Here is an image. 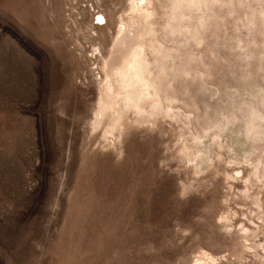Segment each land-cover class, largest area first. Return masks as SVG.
<instances>
[{
    "label": "rangeland",
    "instance_id": "obj_1",
    "mask_svg": "<svg viewBox=\"0 0 264 264\" xmlns=\"http://www.w3.org/2000/svg\"><path fill=\"white\" fill-rule=\"evenodd\" d=\"M0 264H264V0H0Z\"/></svg>",
    "mask_w": 264,
    "mask_h": 264
},
{
    "label": "bare ground",
    "instance_id": "obj_2",
    "mask_svg": "<svg viewBox=\"0 0 264 264\" xmlns=\"http://www.w3.org/2000/svg\"><path fill=\"white\" fill-rule=\"evenodd\" d=\"M99 19H103L101 16L99 17ZM132 54V53H131ZM135 54V53H134ZM133 54V55H134ZM135 56V55H134ZM123 62V61H122ZM115 61H112V64H115ZM125 64V62H124ZM120 68V66H119ZM113 69V68H112ZM120 75H122L123 78V83L125 86H131L133 83H144L145 82V78L142 74V72L137 71L135 66L133 67V64H127V65H122L119 72ZM107 88L108 91H112V97L115 98V96L117 95L115 92H113V90L110 88V86H108ZM116 94V95H115ZM113 101H109L105 104H103L99 111L97 112V114L95 115V119H94V126L98 127L101 123V121L103 120L104 115L110 111L111 109H113L114 104L112 103ZM112 126V125H111ZM111 128V127H110ZM113 130V129H112ZM108 133V132H107ZM205 256L207 259L209 260H214V257L209 255L208 253L205 252ZM197 263H200V261L198 260Z\"/></svg>",
    "mask_w": 264,
    "mask_h": 264
}]
</instances>
